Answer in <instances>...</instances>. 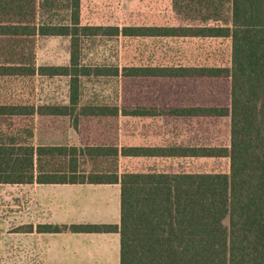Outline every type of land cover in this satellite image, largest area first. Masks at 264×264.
<instances>
[{"label": "trees", "instance_id": "16d2710c", "mask_svg": "<svg viewBox=\"0 0 264 264\" xmlns=\"http://www.w3.org/2000/svg\"><path fill=\"white\" fill-rule=\"evenodd\" d=\"M101 2L119 6L0 0V185H118V225L36 233L118 234L119 264H264V0H140L121 24L88 18ZM48 38L70 40L68 65L38 64ZM104 38L122 41L118 62L86 63V43ZM43 78L69 80L67 104L39 100ZM100 79L137 88L121 105L84 101V82ZM38 117L69 118L77 134L84 121H158L146 144L52 146L34 141ZM189 119H228V131L169 124ZM221 161L226 171L209 167Z\"/></svg>", "mask_w": 264, "mask_h": 264}, {"label": "rangeland", "instance_id": "374dc122", "mask_svg": "<svg viewBox=\"0 0 264 264\" xmlns=\"http://www.w3.org/2000/svg\"><path fill=\"white\" fill-rule=\"evenodd\" d=\"M140 0H119V6L108 2L92 3L88 18L96 21L121 24L130 13L138 9ZM94 4V5H93ZM89 5V6H90ZM100 21V22H101ZM70 40L63 38L41 39L37 44V60L41 66H64L70 61ZM123 53L120 39H96L86 43L84 60L88 64L113 65ZM84 101L99 104L121 105L130 101L134 86L132 82L122 83L116 79H100L84 82ZM158 89L159 85L155 84ZM123 88L126 89L125 93ZM37 93L42 103L67 104L69 101L68 79H39ZM144 91L141 92V95ZM158 120L110 119L84 121L80 134L70 125L68 118L42 117L37 119L35 143L37 145L80 144L83 141L110 140L130 144L154 142L155 136L144 135L145 125ZM162 122L161 124H163ZM170 125H184L186 133L193 131L204 135H226L229 120H175ZM137 128L140 134L130 133ZM224 138V137H223ZM149 143V142H148ZM216 170L226 171L225 161L209 165ZM87 191L88 194L81 196ZM116 192V193H115ZM119 186L86 185L79 189L63 186L45 187L37 195L32 191L17 187L0 189V264H40L43 253L37 240L29 239L26 232L30 226L105 224L117 223L120 209ZM117 205V212L115 206ZM69 234V233H63ZM44 235V234H38ZM55 235V234H52ZM70 239H55L47 247L49 257L46 262L61 264H118L119 236L73 235ZM48 243V241H47ZM71 248V249H70ZM42 252V253H41Z\"/></svg>", "mask_w": 264, "mask_h": 264}, {"label": "crops", "instance_id": "0c3cea01", "mask_svg": "<svg viewBox=\"0 0 264 264\" xmlns=\"http://www.w3.org/2000/svg\"><path fill=\"white\" fill-rule=\"evenodd\" d=\"M64 39V38H63ZM38 118H42V117H38ZM37 118V119H38ZM57 118H64V117H57ZM36 119V121H37ZM69 119V118H68ZM70 121V120H69ZM71 125V124H70ZM72 128V127H71ZM73 129V128H72ZM74 130V129H73ZM36 131H37V125H36ZM75 131V130H74ZM68 145H78V144H68ZM52 146H63V145H52ZM86 185H76V186H68V185H65L63 186V188H69V189H79L80 187H84ZM100 186H114V185H100ZM118 186V185H117ZM2 187H17L16 185H0V189ZM20 187L24 190H27V191H32L33 194L39 195L40 193V190L42 188H45V187H50V188H55V187H60V186H38V185H20ZM88 191V190H87ZM86 190L81 193V196L84 194H88ZM116 193V192H115ZM119 195H120V187H119ZM119 205H120V209H119V214H118V217L116 219V221L114 222H118L117 223H114L113 225H118L120 223V218H121V204L119 202ZM115 212H117V205L115 206ZM102 224V223H101ZM104 224V223H103ZM105 224H111V223H105ZM73 225V224H71ZM94 225V224H93ZM38 226V223L37 225L35 226H30V227H33V231L29 230L26 232V235H28L29 239H34V240H37L38 243H40L41 245V249H43L45 252L43 253V260L40 261V264H53L51 262H46L47 258L49 257V252L47 250V247H50L52 245V240H55V239H60L62 237H65L66 239H70V234H55V235H52V234H44V235H38V233H36V228ZM69 226V225H68ZM73 235H97V234H73ZM102 235H105L104 237H106L107 239L111 236H115V235H118V234H102ZM119 236V235H118ZM48 241V243H47ZM71 249V248H70ZM42 253V252H41ZM119 263H120V236H119ZM118 263V264H119ZM61 264H69V263H61ZM96 264H100V263H96Z\"/></svg>", "mask_w": 264, "mask_h": 264}]
</instances>
